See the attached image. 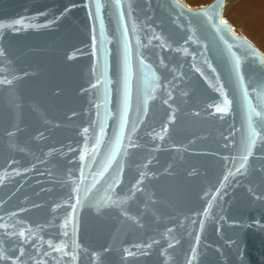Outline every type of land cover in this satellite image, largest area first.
Here are the masks:
<instances>
[{
    "label": "water",
    "instance_id": "1",
    "mask_svg": "<svg viewBox=\"0 0 264 264\" xmlns=\"http://www.w3.org/2000/svg\"><path fill=\"white\" fill-rule=\"evenodd\" d=\"M223 4L0 0V264H264V53Z\"/></svg>",
    "mask_w": 264,
    "mask_h": 264
},
{
    "label": "snow or ice",
    "instance_id": "2",
    "mask_svg": "<svg viewBox=\"0 0 264 264\" xmlns=\"http://www.w3.org/2000/svg\"><path fill=\"white\" fill-rule=\"evenodd\" d=\"M114 5L117 9L121 7V0H113ZM96 12H95V18H100V8L101 5L99 2H96L95 4ZM212 8L207 9L204 13H202L204 16L208 18V20L211 22L213 19L218 18V13L214 11H210ZM130 15V13H129ZM121 18H123V12H121ZM14 24H23L22 20H17L14 22ZM223 24V22H219V24L216 25L217 30L219 31V25ZM12 25H0V28L3 27H11ZM127 33V30L125 29V34ZM158 39V37H157ZM2 50H0V55H2ZM254 58L255 54H254ZM261 64H264V60H260ZM235 72L237 75V78L243 87V76L240 74V64L239 61L235 64ZM125 80L127 81V52L125 54ZM0 83H11L9 80H0ZM255 91V89H253ZM248 90L247 88L244 89V96L247 100L248 97ZM226 105L228 103L227 100L224 102ZM127 104V90L125 92V106ZM87 131V129H85ZM119 140V137L117 138ZM258 142H264V107H260L259 109L257 107H253L251 104H248V113H247V130H246V136L244 138L243 147H242V154L239 157V167L236 168V173H241L242 170L246 168L247 161L249 159V156L252 155L253 147L257 145ZM113 155H115V150L113 152ZM236 173L229 172V176H234ZM228 177H225V180H227ZM139 183V182H137ZM224 187L223 182H221V187L216 189V192L219 193L221 189ZM213 199H216V197H213ZM210 211V208H206L204 210L205 214H207ZM20 236H24V232L19 233ZM50 247H53L50 244ZM54 250L60 251V248H55ZM195 251V249H193ZM21 254H23V250H21ZM47 253H45L46 255ZM131 254V253H129ZM67 255V253H65ZM2 255H0V259H4ZM189 264H191V261H189Z\"/></svg>",
    "mask_w": 264,
    "mask_h": 264
},
{
    "label": "bare ground",
    "instance_id": "3",
    "mask_svg": "<svg viewBox=\"0 0 264 264\" xmlns=\"http://www.w3.org/2000/svg\"><path fill=\"white\" fill-rule=\"evenodd\" d=\"M193 1L196 2V0ZM233 1L234 4L227 10L228 19L241 29V34L247 36L254 44H258L264 50V0ZM237 31L240 32L238 29Z\"/></svg>",
    "mask_w": 264,
    "mask_h": 264
},
{
    "label": "rangeland",
    "instance_id": "4",
    "mask_svg": "<svg viewBox=\"0 0 264 264\" xmlns=\"http://www.w3.org/2000/svg\"><path fill=\"white\" fill-rule=\"evenodd\" d=\"M185 2H187L189 5H193V4H198V3H202V2H207V1H209V0H196V2L195 1H193V0H184ZM202 1V2H201ZM192 3V4H191ZM234 4V1L233 0H225V5L223 6V8H222V11H221V15L222 16H224L228 21H229V23L233 26V29L235 30V31H237V29L240 31V32H238V33H242L241 32V29L237 26V25H235L232 21H230L228 18H229V16H228V12H227V10L229 9V8H231V5H233ZM226 11V12H225ZM227 15V16H226ZM236 26V27H235ZM247 37V36H246ZM248 38V37H247ZM260 50H262V52L264 53V50H263V48L262 47H260L258 44H255ZM262 48V49H261Z\"/></svg>",
    "mask_w": 264,
    "mask_h": 264
}]
</instances>
